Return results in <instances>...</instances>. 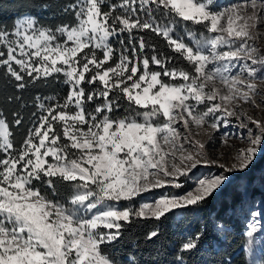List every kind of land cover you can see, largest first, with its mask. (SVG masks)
Instances as JSON below:
<instances>
[{
  "label": "snow or ice",
  "instance_id": "snow-or-ice-1",
  "mask_svg": "<svg viewBox=\"0 0 264 264\" xmlns=\"http://www.w3.org/2000/svg\"><path fill=\"white\" fill-rule=\"evenodd\" d=\"M61 10L75 23L53 27L21 14L12 31L0 27V68L18 88L27 76L68 89L47 105L36 97L41 115L19 147L0 118V264H123L113 251L122 229L202 205L229 181L224 173L248 170L264 149V120L243 108L264 110V54L255 43L264 0H74ZM147 32L178 55L159 53L139 35ZM201 133L247 147L229 166L209 156ZM200 166L224 171L182 191ZM247 215L251 246L264 229V201ZM159 235L153 228L145 239ZM204 235L182 240L177 259ZM127 259L139 264L134 252Z\"/></svg>",
  "mask_w": 264,
  "mask_h": 264
},
{
  "label": "trees",
  "instance_id": "trees-1",
  "mask_svg": "<svg viewBox=\"0 0 264 264\" xmlns=\"http://www.w3.org/2000/svg\"><path fill=\"white\" fill-rule=\"evenodd\" d=\"M41 2L42 0H0V27L12 31L21 14L35 15L45 25L53 27L75 23L71 11L64 13L61 10L62 6L73 3L74 0H58V4L47 9L39 6ZM113 2L118 0H109V3ZM139 35L145 36L148 43L154 44L159 53L165 56L178 55L155 33ZM113 44L119 51L121 45L115 40ZM0 51L6 52L3 48H0ZM178 63L186 65L184 61ZM25 80L28 82L27 86L20 89L18 82L7 74L4 68H0V118L8 120L17 147L23 143L29 130L38 123L41 111L37 107L36 97H41L47 105L55 100L49 101L45 98L62 100L68 91L67 86L59 79L50 77L32 83L30 78L25 76ZM17 118H22L19 126L15 125ZM2 155L0 153V157ZM255 168H258V174L264 170V156L249 170L233 175L232 180L220 192L213 194L202 205L169 214L161 222L139 220L127 225L122 229L123 235L115 242L113 251L117 259L123 261V264H128V254L134 252L139 264H264V252L259 253L257 257L248 255V241L243 235L246 223H249L243 203L248 198L252 199L257 192L252 185L257 176ZM137 200L139 201V198ZM217 225H224L227 230L218 231ZM157 227L159 237L152 241L146 240V233ZM200 231H204L205 235L199 248L191 253H183V261L178 260L180 242Z\"/></svg>",
  "mask_w": 264,
  "mask_h": 264
},
{
  "label": "rangeland",
  "instance_id": "rangeland-1",
  "mask_svg": "<svg viewBox=\"0 0 264 264\" xmlns=\"http://www.w3.org/2000/svg\"><path fill=\"white\" fill-rule=\"evenodd\" d=\"M235 2H237V0H218V3L220 5H229ZM261 33H262L261 38L255 43L257 44V47L260 48L261 54H264V28L261 29ZM257 75H258V79H257L258 86L261 89H264V82H261V80L259 79V77H264V68L260 69ZM257 102L258 103L260 102V97H257ZM243 108L246 109L248 114L253 116L254 118L264 120V110L255 108L250 104L243 105ZM233 124H235L234 118H233ZM231 131L236 132L237 129L233 127ZM241 131L246 132V129L241 130ZM197 139H200L201 141L205 142L206 148L208 149V152H209V156H211L212 158H218L220 163H225L229 166L234 162L233 158L236 155L237 151L239 149L247 147L246 140L237 139V138L230 139L227 145L221 144L218 133H213L211 138L208 135L201 133V135L198 136ZM263 156H264V149H262L261 154L257 156L254 163L250 166V168H252L254 164L261 161ZM256 169H257V172H256L257 176L252 182L253 187L257 190L256 195H254L252 199L250 198L246 200L244 199L245 202L243 203L244 207L246 208L247 213L250 208L252 207L258 208L261 202L264 201V170H262V172L261 173L259 172L258 174V168H255V170ZM223 171H224L223 169L217 166H211V167L200 166L194 170L193 179L185 181V186L182 191L190 190L193 187L195 178L197 177L203 178L209 175L223 173ZM238 173L240 172L224 173L225 175L229 176V181L214 194L220 192L232 180L233 175L238 174ZM173 191H176V190H173ZM145 195L148 199H151L150 195L148 194H145ZM248 220L250 223L251 219L249 217H248ZM263 245H264V229H261L255 235V238L252 241L251 246L247 245L248 255L250 257H257L259 253L264 252Z\"/></svg>",
  "mask_w": 264,
  "mask_h": 264
}]
</instances>
